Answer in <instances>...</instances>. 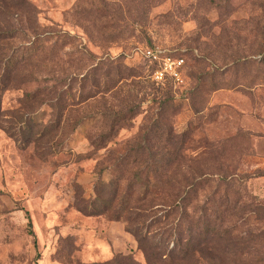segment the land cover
Returning <instances> with one entry per match:
<instances>
[{
  "label": "rangeland",
  "instance_id": "1",
  "mask_svg": "<svg viewBox=\"0 0 264 264\" xmlns=\"http://www.w3.org/2000/svg\"><path fill=\"white\" fill-rule=\"evenodd\" d=\"M262 174L264 0H0V264H264Z\"/></svg>",
  "mask_w": 264,
  "mask_h": 264
},
{
  "label": "built area",
  "instance_id": "2",
  "mask_svg": "<svg viewBox=\"0 0 264 264\" xmlns=\"http://www.w3.org/2000/svg\"><path fill=\"white\" fill-rule=\"evenodd\" d=\"M144 56L159 66L152 76L156 83L164 84L167 79L176 86H181L185 83L182 73L184 59L174 58L161 48L146 49Z\"/></svg>",
  "mask_w": 264,
  "mask_h": 264
},
{
  "label": "trees",
  "instance_id": "3",
  "mask_svg": "<svg viewBox=\"0 0 264 264\" xmlns=\"http://www.w3.org/2000/svg\"><path fill=\"white\" fill-rule=\"evenodd\" d=\"M138 159V158H137ZM135 160V163L134 164H136V165H139L140 166V161H138V160ZM147 162V168L148 167H151V165H150V162H149V160L148 161H146ZM157 161H155V160H152V162H151V164L152 165H155V167H156V170H155V173H154V175H156L157 174V172H159L160 171V168H158L157 167ZM172 163H174V161L173 162H170V164H172ZM169 164V165H170ZM258 177H264V174H262V175H260V176H258ZM136 179L138 180L137 181V184H141L142 182H143V178L141 177V175H138L137 177H136ZM150 179H151V176H147V180L146 181H150ZM197 185L199 184H201L200 182L198 183H196ZM119 185V184H118ZM195 185V184H194ZM191 190H194V189H190L189 190V193H188V195L190 194V192H191ZM116 193V192H115ZM186 197H187V195H186ZM187 200H188V197H187ZM204 229H203V231H202V235H201V237L199 238L200 240H201V238H203V239H205L204 241H206L208 238H209V236L212 234V235H215V234H217V228L216 227H213V226H211V224L208 222V223H206V224H204ZM194 239L195 238H193V239H191V240H188L187 241V244L185 245V247H188V246H192V240L194 241ZM182 243H183V241H181ZM195 242V241H194ZM199 243H200V241L198 240V242H195V243H193V246H192V248H193V250H194V248L195 247H197L198 245H199ZM176 246V245H175ZM178 247V246H177ZM182 248H180L179 250L181 251V252H179L178 253V255L177 256H179L182 260H189V259H191V257H192V255H193V250L192 251H190L189 249H185L184 250V248L181 250Z\"/></svg>",
  "mask_w": 264,
  "mask_h": 264
}]
</instances>
